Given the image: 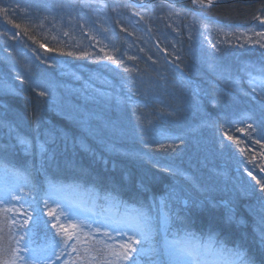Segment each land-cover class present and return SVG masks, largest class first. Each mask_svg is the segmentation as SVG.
<instances>
[{
    "label": "trees",
    "instance_id": "obj_1",
    "mask_svg": "<svg viewBox=\"0 0 264 264\" xmlns=\"http://www.w3.org/2000/svg\"><path fill=\"white\" fill-rule=\"evenodd\" d=\"M6 3L9 5H0V9H8L7 14L0 11V28L10 33L12 42L5 49L0 47L6 52L2 57L4 60L0 59V81L6 86L4 92H0V116L14 126L19 124V132L30 139L36 136V118L39 117L40 131L51 132L46 144V153H57L60 144L55 136L62 135L61 130L67 129L68 134L62 138L69 146L74 131H82L80 128L85 124L82 122L85 117L81 115H78L77 123L74 121L72 124V116L63 111L62 104L85 83L88 86L93 85L94 78L91 81L82 79L74 86L72 81L80 78L82 72L69 80L61 81L63 76L55 67L62 59L68 61L77 56L72 50L73 40L79 34V29H75V26L92 21V18L97 16L96 12H100V3H104L110 5L108 8L112 17L124 13L127 21L124 29L118 28L114 31L113 43L117 45V51L125 53L126 49H131L127 38L132 34L126 28L133 29L138 25V29L141 32L146 31L153 40L145 37L148 46L144 52L141 45L143 38L140 39L137 31L134 32L136 36L132 35V42L139 43L137 47L132 46L136 49L137 60L129 67L130 72L120 70L118 74L107 73L109 68L101 66L105 70L101 73L105 72L106 76L97 78L98 82L91 90L107 94L111 91L113 96L108 94L110 100L103 103L99 95V98H96V107L90 106L91 114L88 120L96 127L111 123L117 130L116 135L113 132L103 135L105 142H101L97 137L92 138L90 141L98 140L97 146L95 142H91L93 154L91 148H75L82 149L81 155L86 169L60 174L53 172L51 167L55 165L54 160L50 163L41 158L38 152H25L22 146L13 144L16 139L14 135H9L7 128L0 130V171L8 174L2 183L3 192L9 188H23L25 198L30 199L28 193L35 197L32 201L33 207L41 209L43 218L48 219L42 201L52 196L44 194L56 193L54 185L60 189L69 186L77 192L72 203L82 218L88 217L89 220H97L102 224L114 223L113 225L119 228L120 219L127 221L135 215V210L147 209L153 199H159L176 186L183 189L181 201L173 204V211L179 212L180 219L171 225L168 238L177 234V240L181 243L185 242V232L192 233L193 237H207L206 235L211 234L207 229L215 232L216 229L201 220L207 217L205 205L225 206L228 202L232 204L236 196L240 197V201H237L241 203L245 191L254 196L259 193L255 189L257 185L244 187L245 181L239 176L251 170L252 175L258 174L264 181L261 174L255 171L256 168L252 167L255 159L253 153L242 156V159H239L241 156L234 155L237 146L233 139H246V142L243 141L246 149L251 147L254 151L264 146V104L261 103L264 97L260 95V91L254 94L252 87L240 80L243 75L247 76L242 71V58L233 56L235 60L233 59L227 67L230 66L234 76L211 88V91L201 81L203 76L191 74L195 67L200 69L192 56L174 51L170 43L164 45V37L160 32H171L170 28L173 26L172 23H167V29H164L161 13H158L161 9L157 8L159 5H168L165 1L157 0L144 8L131 5L129 0H6ZM186 4L192 5V1ZM181 7L184 8V5ZM263 9L264 0L224 1L207 7L204 14H200L198 18L202 21L215 19L230 26H234V23L248 26ZM98 18L100 14L96 17ZM49 55H52L50 60ZM24 58L27 59L26 63ZM89 64L92 63L85 61L81 67ZM96 71L101 74L99 69ZM131 73L133 75H130ZM37 83L51 86L55 94L54 99L38 96L40 89L35 87ZM147 87L150 89L148 94L145 89ZM129 96L130 101L127 100ZM228 101L229 106L226 103ZM136 105L140 107L137 108ZM100 107L99 115L94 113L92 116V111H97ZM102 112L104 114H101ZM113 115L118 119L110 118ZM137 116H141L142 120L138 121ZM252 134L256 136L253 140ZM160 144L171 146L175 151L161 150ZM8 146L14 147L17 155L8 152ZM84 147L87 149L86 145ZM260 151H264V147ZM26 153L34 158L28 160ZM261 155L264 157V152ZM61 160L58 159L56 163L59 164ZM79 162L76 167L82 166L83 163ZM256 164L260 167L262 163ZM176 169L191 180H186L185 176L174 175L173 170ZM69 174L71 175L68 176ZM227 174L229 178H226ZM236 174L237 181H232ZM156 175L158 176L154 178ZM230 183L234 189L242 188L234 192L236 196H233L231 191H219L221 188L229 190ZM184 199L187 201L185 204ZM220 210L224 212L223 208ZM236 211L245 218L248 216L237 207ZM2 215L4 220H0V226H3L0 227V237L3 239L0 246L9 251L0 253V261L8 258L10 250L16 248L14 241H9L5 230V225H8L6 216L19 214L4 211ZM257 219H248L252 230L237 224L233 226L232 235L235 236L228 238V242L230 248L239 246L244 250L252 264H264V238L261 237L262 232L254 231V226L260 228ZM200 223L203 226L199 225ZM26 227L33 228V251L25 252L21 244L17 264H24V259L21 258L27 259L29 264H107L114 258L108 254L110 250L105 247V243L118 250L123 239L110 231L109 227H103L99 233H95L96 226L93 225L94 239L82 235L80 243L76 244V251L69 247L62 253L57 248L56 255H52L55 243L51 238L52 232L46 233L42 225L33 227L32 222ZM154 228L156 231L150 241L134 245L144 248V252L139 256L133 253L137 264H152L158 255L167 256L163 248V233L159 230V225H154ZM104 232H108L114 239L108 240ZM57 239L61 237L58 236ZM42 244L44 246L40 248ZM56 256L60 258L56 259ZM65 256L72 257L70 263L68 261L71 258Z\"/></svg>",
    "mask_w": 264,
    "mask_h": 264
},
{
    "label": "rangeland",
    "instance_id": "obj_2",
    "mask_svg": "<svg viewBox=\"0 0 264 264\" xmlns=\"http://www.w3.org/2000/svg\"><path fill=\"white\" fill-rule=\"evenodd\" d=\"M254 1H257V0H254ZM204 4L207 5V3L205 2ZM0 5L5 7V5H9V4L6 3V0H0ZM195 6L200 7L198 4H196ZM160 7L161 9L160 11H158V13H161V19L164 22L167 18L171 16H175L174 14L168 13V10L170 9L169 5L161 4L157 8H160ZM96 14L98 16L100 12H96ZM105 14L107 16V13ZM97 16H94V18H92V21H90L88 24L82 22L78 26H75V29H79V34L78 35L76 34L77 36L73 40L74 45L72 47L73 48L72 50L75 53H77V56L75 58H72V60H68V61L65 59H62L55 66L56 70L60 73V75L63 76V78L60 79L61 81L66 80V79L69 80L71 79L72 75L74 74L78 75V73L82 72L80 78L75 79V81H72L74 86H77L82 79L87 80V79L94 78L93 85L88 86L87 83H85L80 90L71 93V95L69 96V99H65V103L62 104L63 111L72 116V124L74 123V121L77 123L78 115H81L84 117L87 115L90 117L89 115L91 114L90 106L93 108L96 107L95 105H97L98 103L96 98H99V95H100V98L103 99L102 100L103 103H107L110 100V97L108 96V94L113 96V92L111 91L107 94V92H96L95 89L94 91H92L91 88L96 86L98 82L97 78H99L100 76L102 77L106 76L105 72L101 73L103 69L100 67V65H104V60H106L109 56L113 57V61L118 60V58L114 55V48L111 46L110 44L111 42H109V40H112L113 38L112 35L114 32V29L117 26L118 28L124 29L126 27L127 21L125 20L124 13H122L121 15L120 14L115 15L111 22H109L110 17L108 16L105 17L102 14L100 18L96 19ZM175 17L178 18L181 16L177 15ZM179 19L182 20V18H179ZM254 23L256 22H250L248 26L242 27L236 30H222V29L209 27V26L202 25V24H197L196 22H191L187 20L181 21L180 26L182 25L184 27V31L181 30L182 33L181 34L179 33L178 36H185L186 39L182 38L184 40H182L181 45L178 43H175L176 44L175 49H177L178 51H182L183 53L193 55L196 61L197 62L199 61L206 68H208L210 65H213L215 63V60L217 59L218 61L220 58L224 59L230 64V61H229L230 54L239 55L240 53H245V52H248L249 50H257L260 48H262V50L264 49V47L261 46V45H264V28ZM126 29L133 36H136L134 32L137 31V33L139 34L138 37L140 39L143 38V40L141 41V45L144 47V52H145L148 46V42L145 39V37H147L148 35H146L145 32H140L137 25L133 29H128V28ZM164 33H165V38L170 37L169 36L170 33H166V32ZM107 38L109 40H107ZM127 39L129 40L130 38H127ZM149 39L150 41L153 40L151 37H149ZM11 42H12V37L10 36V33L0 28V47L5 49L7 45H11ZM168 43H169L168 41H164L165 46H167ZM82 53H87L88 55H82ZM4 54H6L5 50L0 49V57H1L0 59L1 60H4L2 58ZM51 57L52 55H49L48 60H50ZM151 57L153 59V56ZM129 59L133 62L137 60V56L132 54L129 57ZM152 59H150V61ZM26 61L27 59L24 58V63H26ZM85 61H89V63H92V64L84 65L81 67L82 63ZM119 61L121 62L120 64H117V63L115 64V68L117 70H123L125 68L131 70L127 66L126 59L121 57ZM200 63H199L200 69L195 67L194 71H192L191 74L203 76L204 79L203 80L201 79L203 84L207 88H210V89L214 88L216 85H218V82H219L218 78H220L219 74L216 75L217 79L215 78L212 79L209 73H205V74L202 73ZM250 64L255 65L253 68L255 69L254 70L255 73H257V77H258L257 82H261L262 78L260 77V73L257 72L256 70L260 68H264V58L263 60L261 59V61L250 59ZM97 69H99V72L101 74H99L96 71ZM154 69L157 70L158 68H154ZM130 75H133V73H131ZM0 85H4V83L0 81ZM145 89H146V94H148L150 92V89L148 87ZM0 92H4V87H0ZM86 103H88L89 106H87ZM226 103L228 106L230 105V101ZM100 111H101V107L97 111H92V116L94 113H98L99 115ZM101 114H104V113L102 112ZM106 114H107V110H106ZM110 118H113L114 120L118 119L114 115L113 117H110ZM91 119L93 120V118ZM80 129L82 131L78 132L79 129H76L74 131V134H72L73 139L71 140V144H69V146L67 145L65 139L62 138L68 134L67 129L61 130L62 135L58 133L60 137L55 136V139L60 144L59 149L57 150V153H54V151H50L44 154L38 153V155L41 158L47 159L50 163L52 162V160H54L53 164L55 165L51 167V170L53 172H57L60 174L62 172H75L83 168L86 169V167L84 166L85 161L83 160V155H81V150L82 149L88 150L89 148H91V154H93L94 150L92 149L91 142H95L94 144L95 146H97L98 140L97 139H95V141H90V140L94 137H97L99 140L105 142V140L103 139V135L105 136L109 135L108 132H113L115 134V131L117 130L114 127V125L111 123H107L103 127H96L88 119H87V123H85L84 126L82 125ZM254 137L256 136L252 134L251 140H253ZM233 141L236 143V146H237L236 152L234 155L237 157L241 156L239 157V159H242L243 158L242 156H248L249 154L253 153L255 159L258 158V159L264 160L263 155H261L264 151H260V149L264 146L254 151V149H251V147L246 149V146L243 143V141L246 142V139L237 138V139H233ZM13 144L18 145L17 141H15ZM84 145L87 146V149L84 147ZM77 146L82 147V149L79 148L80 150L79 149L76 150L75 148ZM6 150L8 152H11L17 155V153L14 151V147L12 146H8ZM26 157L28 160L31 157L32 159L34 158L31 154H27V153H26ZM60 158L62 160L59 164H57L56 161ZM190 160H192V158ZM79 161H81L83 164L80 167H76L78 164H80ZM256 166L257 164L253 161L252 167L255 169ZM255 171H258V166L256 167ZM249 172L252 173L251 170ZM249 172L245 171L244 173H241L242 175H239L240 177H242L241 179L245 181L243 186L247 187L249 185H253V186L257 185L255 189L258 190L259 193H257L256 196L250 195L248 192L245 191V188H244L245 195L243 194L244 197L241 198L243 201L241 205H243L245 208L250 207L249 208V211H251L250 213L262 212L261 205L264 204V192L260 191V187L258 184L255 183V181L261 180V182L263 183V180L258 176V174H255V175L253 174L250 176L248 174ZM154 173H156V167H155ZM259 173L262 174L264 172L262 171V169H260ZM157 176L158 175H156L154 178H156ZM253 177H255L256 179H253ZM154 178H151V180L153 181L156 180ZM226 178H229V174L226 175ZM139 179L143 180L140 177ZM232 181H237V174L233 177ZM212 184L214 185L215 182H213ZM241 189L242 188L234 189L232 184L230 183L229 190H223L222 192L227 193L231 191V193H234L236 190L239 191ZM71 194L74 195V193H71ZM71 194L69 195V197L74 198L72 197ZM236 195H237L236 193L233 194V196H236ZM239 198L240 197H237V196L234 198L233 202H237L234 205L237 206V204H240V202H238ZM64 204H65V201H63V205ZM234 205H228L229 207H227V210L224 209V206H223L224 212L222 210L218 211L217 209H213L212 207L205 205V207L207 206V209L210 212V214L208 213L207 217H204L201 219L203 222H205V224H207L208 226H212L214 229H216L214 230L215 231L214 233L217 232L218 234H221L223 236L224 244H226V242L228 241V238H232V236H235V235H232L233 226H235L236 224L243 225V226L246 225L245 220L247 217L245 218L240 213L237 214L236 207H234ZM4 209H5V206L0 205L1 217H3L2 214L4 213ZM224 217L226 218L231 217V219L229 218L228 220H225L226 218ZM223 223L225 224V226ZM103 224L106 225L105 222H103ZM108 226H109L110 231H113L115 235L118 234L117 233L118 228L114 227V225H111V224H108ZM108 226H105V228L106 227L108 228ZM222 230L226 231L228 235L224 233Z\"/></svg>",
    "mask_w": 264,
    "mask_h": 264
},
{
    "label": "snow or ice",
    "instance_id": "obj_3",
    "mask_svg": "<svg viewBox=\"0 0 264 264\" xmlns=\"http://www.w3.org/2000/svg\"><path fill=\"white\" fill-rule=\"evenodd\" d=\"M194 5L198 4L201 7H212L213 0H208L207 5L204 4V0H192ZM5 14H7L8 9H0ZM261 23L264 24V18H261ZM19 27V25H17ZM264 47V45H261ZM43 47V45H41ZM73 53H69L72 55ZM82 55H88L87 53H82ZM109 60H113V57L109 56ZM114 63L120 64V61H115ZM178 67V66H177ZM125 71H130L125 68ZM260 73L261 82L264 83V68H260L256 70ZM250 76V84H252V91H257L256 81L258 79L257 76H253L251 72H248ZM0 87H6L4 85H0ZM37 89H40L37 92V95L40 97H49L50 99H54V91L51 86L42 85L37 83L35 85ZM260 95L264 97V87L260 88ZM127 100H131V97H127ZM118 98V103H119ZM148 102L146 101V104ZM264 104V101H261ZM136 107H140V105H136ZM89 116H85L82 120L83 123H87V119ZM137 120H142L141 116H137ZM20 125H13L11 122H8L0 116V130L7 128L9 135H14L17 143L24 148V150L38 152L40 154H44L47 152L46 144L48 143V138L51 136V132L45 130L43 133L40 131V120L39 117L36 118V136L34 139H30L19 132ZM251 127V126H250ZM44 139H41V137ZM232 139V137H228ZM103 142V141H101ZM259 142V141H257ZM160 149L164 151H175L171 146L166 147L164 144H160ZM12 171V170H9ZM15 174V173H14ZM174 175L185 176L186 180H191L190 177H187L183 172H180L179 169L173 170ZM250 176L251 172L248 173ZM253 179H256L253 177ZM256 183L260 187V191L264 192V183L261 180H256ZM183 189H179L176 186H173L168 192L165 193L164 196L159 199H153L152 202L148 205L147 209H137L135 210V215L129 217L127 222L124 224L123 228H118L117 233L118 236L123 238L127 237V243H120L119 249H113L112 245L105 243V247L108 248L109 255L114 259L109 260L107 264H137L136 259L133 258V253L137 256L144 252V248L141 246L140 248L134 247V245H142V242H148L153 238V234L156 231L154 225H159V230L163 233V248L165 254L169 257L170 264H202L200 260L201 248L205 253H209L212 251H227L230 257L232 258L229 261V264H252L251 259L247 256V253L242 250L239 246L235 248H226V245L223 241L216 240L213 236H209L208 242L204 245L200 244H191L189 241L193 238V234L189 232H185V242L181 243L176 240H169L168 233L171 228V225L175 220H179V212L173 211V204L181 201L182 199ZM27 196L30 199H26V194L23 188L14 189L9 188L6 189L3 194H0V205H5V213H17V215L6 216V221L9 226V241H14L17 246L14 249H11L10 256L8 258L0 261V264H17V257L20 252V245L23 244V250L25 252H32L31 248L32 240L31 235L33 234L32 227H26L29 225V222H32L33 227L36 225H42L45 232H52V240L55 242L53 245L52 255H56L55 249L59 248L63 253L64 250L71 247L72 251H76V244L80 243V237L83 236H91L93 239L95 238L94 232L99 233L101 228L105 227V224L100 223L97 220H89L88 217H81V213L71 205H63L60 201L52 200L51 197L44 199L43 205L44 209L47 210L46 215L48 219L43 218L42 210L38 207H33L32 201L36 198L31 197V194L28 193ZM51 200V204L49 201ZM16 202V203H13ZM187 203V201H184ZM8 205H11L8 207ZM18 205V206H17ZM27 205V207H26ZM54 205V206H53ZM227 207V203H225ZM262 213H264V204L261 205ZM22 217V219H20ZM231 219V217H229ZM74 221V222H73ZM93 225H95L94 232L92 231ZM12 226H16V232L12 231ZM258 226L261 229L262 236H264V214L259 215L258 218ZM88 231H85V230ZM127 229V230H125ZM2 231V229H0ZM17 232H22V234L17 235ZM129 232L131 235H129ZM61 237V239H57V237ZM104 236L107 237L108 240H113L114 238L109 235L108 232H104ZM25 237H29V239H25ZM139 237V238H137ZM3 237H0V241H2ZM72 243H69V242ZM214 245H218V247L214 248ZM5 251H9L3 246H0V253ZM59 256H56V259H59ZM24 264H29V261L25 258Z\"/></svg>",
    "mask_w": 264,
    "mask_h": 264
},
{
    "label": "bare ground",
    "instance_id": "obj_4",
    "mask_svg": "<svg viewBox=\"0 0 264 264\" xmlns=\"http://www.w3.org/2000/svg\"><path fill=\"white\" fill-rule=\"evenodd\" d=\"M199 225L203 226V224H201V223ZM196 229L198 230L199 227H196ZM207 231L211 233L210 235H206L207 237H201V236L195 235L193 238L190 239L189 242L191 244H193V245L197 244V243L200 244V245H204L205 243L208 242L209 236H213L216 240L220 241V239H219V237L217 235H215L213 232L209 231L208 229H207ZM201 249L203 250V248H201Z\"/></svg>",
    "mask_w": 264,
    "mask_h": 264
}]
</instances>
